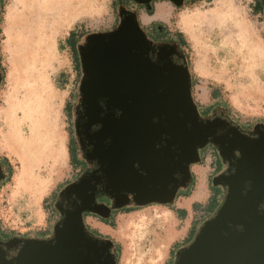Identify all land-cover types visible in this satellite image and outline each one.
<instances>
[{
  "label": "water",
  "instance_id": "obj_1",
  "mask_svg": "<svg viewBox=\"0 0 264 264\" xmlns=\"http://www.w3.org/2000/svg\"><path fill=\"white\" fill-rule=\"evenodd\" d=\"M131 1L150 11L157 0ZM117 16L111 30L77 45L74 134L87 168L60 190L49 237L0 236V264H118L114 242L94 235L84 216L107 220L128 207L173 204L209 145L227 166L211 180L225 195L173 264H264V123L245 131L227 118L203 117L179 45L153 41L122 3ZM2 78L0 69V86ZM5 179L0 163V184Z\"/></svg>",
  "mask_w": 264,
  "mask_h": 264
},
{
  "label": "rangeland",
  "instance_id": "obj_2",
  "mask_svg": "<svg viewBox=\"0 0 264 264\" xmlns=\"http://www.w3.org/2000/svg\"><path fill=\"white\" fill-rule=\"evenodd\" d=\"M71 2L75 6L72 7L69 20L64 22L55 34L57 59L47 68V84L50 89L33 91L31 88L33 85L21 79V67H18V62L15 69L13 67L15 55L8 39L11 42L14 34L12 32L7 36L8 25L12 24L14 17L19 14L21 3L19 0H0V64L3 68L0 86V131L4 127L3 109L6 108L10 97L15 96L16 100H23L29 112L28 118L22 121V132L29 136L32 129L36 131L37 143L34 149L38 158L35 160L38 165L37 172H40L42 179L48 181V186L40 197L17 188L15 179L20 172L19 164L0 144V158H6L10 165V169L4 167L6 179L0 184V228L5 232L13 231L19 236L44 238L51 235L59 217L55 203L60 190L77 179L86 168L82 161H77V166L72 162V159H81L80 150L76 149L74 134L75 105L78 100L81 71L73 48L76 45L77 51V45L83 42L86 35L105 32L115 27L118 23L119 2L118 0H71ZM258 2L261 3V9L255 12L254 5ZM124 5L128 9L139 11L141 26L150 38L154 35L152 27L147 25L149 21L161 23L171 35L177 31L183 33L186 42L182 51L187 55L189 71L193 75L192 96L203 117L219 115L225 110L227 116L245 126H253L264 120V62L255 64L252 79L251 62L246 58L245 51L239 49V42L228 43L237 32L234 22L236 20L239 27L242 24L246 26L251 39L264 44L263 0H195L187 1L180 7L157 0L152 3L150 10L152 15L146 17L147 20L144 11L137 9L134 3L124 2ZM158 7L164 8V14L167 15L164 20L156 18ZM57 13L58 8L46 11L44 20L46 27ZM215 16L222 17V23L219 19H213L211 23L200 24V21ZM71 32L75 35L72 45L67 41ZM214 93L217 96L214 97ZM209 105H212L211 108ZM207 150L212 151L214 155L211 166L213 172L209 178L212 196L208 200V190L204 196L203 193L198 194V197H204L201 200V208L194 212L189 211L183 219L177 220L166 210L171 205L174 206L178 198L171 205L128 207L137 210L115 214L114 217L117 219L118 215L121 216L113 234L91 227L94 220H100L113 229V226L109 225L113 215L103 221L94 215L85 218L87 227L94 235L114 242L118 264H125V252L129 250L134 255L130 257L131 261L129 259L131 264L135 258L142 257L141 264H147L150 251L163 242L165 245L162 246L155 264H173L175 252L180 247L188 245L203 222L216 212L225 195V189L220 186L213 187L211 180L214 176L224 173L227 166L222 164L215 148L210 145L200 152L201 156ZM209 159L211 157H207L204 164L208 163ZM189 191L190 188L180 190L178 195ZM194 216L196 219L193 225L191 221ZM129 223L139 224L136 226L134 239L129 238L131 233H120L121 226L125 227ZM142 224L143 229L138 233L137 229ZM174 240L178 241L177 244L170 246Z\"/></svg>",
  "mask_w": 264,
  "mask_h": 264
},
{
  "label": "bare ground",
  "instance_id": "obj_3",
  "mask_svg": "<svg viewBox=\"0 0 264 264\" xmlns=\"http://www.w3.org/2000/svg\"><path fill=\"white\" fill-rule=\"evenodd\" d=\"M19 2L21 3L19 8L21 11L19 10V14L14 17L12 24L9 23L7 29V36L12 32L14 34L11 42L8 39L15 55L13 67L15 69L18 62V67H21V79L31 84V86L33 85L31 87L33 91H42V88L49 90L47 68L57 59L55 34L59 31L62 24L69 20L68 17L72 7L75 5L71 0H19ZM50 8H58V13L52 18L49 26L46 27L44 25L45 13ZM213 19H219L220 23L223 21L222 17L215 16L214 18L200 21V24L204 22L211 23ZM194 21H196V18ZM234 22L237 26V32L234 38H229L228 43L235 44V42H239V49L245 51L246 58L251 62L252 73L250 76L253 79L255 64L264 62V44L258 40L251 39L249 30L246 29L245 25L242 24L239 27V23H236V20ZM26 108L28 110V106L24 104L23 100H16L15 96L10 97L6 108L3 109L4 127L0 131V144L7 148L20 163L21 170L15 179L17 188L40 197L47 188L48 181L42 179L40 172H37L38 165H36L35 160L38 158L34 149L35 143H37L36 131L32 129L29 136H25L22 132V121L28 118L29 111ZM138 225L129 223L125 227L121 226L120 233H131L129 238L134 239V232H136V226ZM143 225L137 229L138 233L143 229ZM164 245L165 242L150 251L151 254L147 258V264H155ZM132 256L134 255L131 250L125 252V264H131L130 257ZM142 261L143 257L135 258L133 264H141Z\"/></svg>",
  "mask_w": 264,
  "mask_h": 264
},
{
  "label": "crops",
  "instance_id": "obj_4",
  "mask_svg": "<svg viewBox=\"0 0 264 264\" xmlns=\"http://www.w3.org/2000/svg\"><path fill=\"white\" fill-rule=\"evenodd\" d=\"M164 15H165L164 14V8L163 7H158L157 11H156V18L158 17L157 19L164 20V18L167 16V15H165V16ZM144 17L146 19V17L149 18L150 16L147 15L146 13H144ZM161 22H163V21H161ZM152 23L153 22L149 21V23H147V25L149 24V26H151ZM213 156H214L213 152L210 151V150H207L201 156V159H202L201 163L192 166L193 181H192V184L189 186L190 191L188 193H186V194L179 195L175 205L174 206L172 205L170 208H166V210L170 213V215L172 217L176 218L177 220L183 219V217L185 215H187V213L189 211H193L194 212L196 210L195 207L201 208V205H202L201 200H202V198H204L203 196L205 195V191L206 190H208V192H209V195H208V198H209V196H210L209 178H210V176H211V174L213 172L212 169H211L212 163L214 161ZM207 157L208 158L211 157V159H209L208 163L204 164L205 163L204 161H205V159ZM12 158L14 160H16L13 155H12ZM16 161L18 162V160H16ZM18 164H19V167H21L19 162H18ZM20 170H21V168H20ZM202 193H203V196L202 197H198V194H202ZM181 212L184 213V215ZM120 216H121V214L118 215V219L113 216L112 220L109 222V225L113 226V229H111L108 225H104L100 220H94L93 221L94 225L91 226V227H92V229H96L97 228L100 231H102V229H103V230H106V233L113 234L115 232V230H116V225L120 221ZM199 217H201V216H199ZM195 219H196L195 216H194V218L192 217L191 224L194 225ZM191 224H190V228H191ZM193 225H192V227H193ZM191 229H189V231ZM177 242H178L177 240H174L171 243L170 246L176 245Z\"/></svg>",
  "mask_w": 264,
  "mask_h": 264
},
{
  "label": "trees",
  "instance_id": "obj_5",
  "mask_svg": "<svg viewBox=\"0 0 264 264\" xmlns=\"http://www.w3.org/2000/svg\"><path fill=\"white\" fill-rule=\"evenodd\" d=\"M122 2H125V3H133L131 0H121ZM136 8L137 9H139V10H142V11H144V13H146L147 15H152V11H147V9L146 8H144V7H142V6H138V5H136ZM260 9H261V3L260 2H258V3H256L255 5H254V10H255V12H259L260 11ZM139 11L137 10V13H138ZM151 27H152V33L155 35V36H158V37H161L162 35L163 36H166L167 38H174L175 40H177V42H178V44H179V46H180V48H181V50H182V47L183 46H185V39H184V35H183V33H181V32H179V31H177L174 35H171L170 33H168V30H166L165 29V27H164V25H162L161 23H152L151 24ZM163 28L164 29V33L162 34V35H159L158 33H156V31H155V29H157V28ZM74 33L73 32H71L70 34H69V36H68V39H67V41H68V43L70 44V45H72V39L74 38ZM76 45H74V48H73V50H74V55H75V58H76V62H77V65H78V67H79V58H78V53H77V51H76V47H75ZM186 58H187V55H186ZM187 65H188V67H189V63L187 62ZM0 69H1V71L3 72V68L1 67V64H0ZM189 69H190V67H189ZM191 78H192V86H193V75H191ZM215 96H217V94H215L214 93V97ZM211 106L212 105H209V107L211 108ZM228 119L232 122V123H234L235 125H237L239 128H241V129H245V128H249L251 125H248V126H245V125H242V124H240L239 123V121H237V120H234V119H232V118H230L229 117V115H228ZM261 122H263L264 123V120H262ZM208 147V146H207ZM206 149V148H205ZM73 160V159H72ZM73 163H74V165L75 166H77V164L75 163V161L73 160L72 161ZM0 163H2L3 164V166L4 167H7V168H9L10 169V165H9V161L6 159V158H0ZM210 191H212V189H210ZM178 196L179 195H177V198H178ZM211 196H212V194L209 196V198H208V200L211 198ZM176 198V199H177ZM172 206V205H171ZM196 209H197V207H195ZM205 209H207V207L205 208ZM135 210H137V209H131V208H125V209H121V210H118V211H114L113 212V214H111V216L113 215H115V214H117V213H119V212H125V213H127V212H132V211H135ZM206 211V210H205ZM204 211V212H205ZM204 212H203V214H204ZM182 213V212H181ZM183 215H184V213H182ZM88 215H85L84 216V219L87 217ZM103 221V220H102ZM191 232H193V229L191 230ZM0 235L1 236H6V237H8V236H19V235H16L13 231H3L1 228H0ZM22 237H26V236H22Z\"/></svg>",
  "mask_w": 264,
  "mask_h": 264
},
{
  "label": "flooded vegetation",
  "instance_id": "obj_6",
  "mask_svg": "<svg viewBox=\"0 0 264 264\" xmlns=\"http://www.w3.org/2000/svg\"><path fill=\"white\" fill-rule=\"evenodd\" d=\"M118 2H119V4H124V2H122L121 0H118ZM263 2H264V0H263ZM185 3V2H184ZM155 31H156V33H158L159 35H162L163 33H164V29L163 28H157V29H155ZM154 35V34H153ZM151 39L153 40V41H155V42H176L177 44H178V42H177V40H175L174 38H167L166 36H161V37H158V36H153V38L151 37ZM179 45V44H178ZM179 48H180V46H179ZM181 49V48H180ZM174 60H176V57H174ZM212 116H219V117H224V118H227L228 119V116L226 115V112H225V110H223V112H222V114H219V115H212ZM229 120V119H228ZM252 126H250L249 128H247V129H243V130H245V131H247V130H249L250 128H251ZM241 129V128H240ZM76 149L78 150L79 148L77 147V145H76ZM80 155H81V152H80ZM74 161H75V163L77 164V161H82V162H84L85 163V161L84 160H82V159H78V160H76V159H73ZM85 167L87 168V165H86V163H85ZM85 168V169H86ZM79 172L81 173V170H79ZM84 172V171H83ZM82 172V173H83ZM80 175V174H79ZM81 176V175H80ZM79 176V177H80ZM78 177V178H79ZM77 178V179H78ZM77 179H75V180H77ZM74 180V181H75ZM101 199H103L101 202H105L106 204H109V202H108V200H106L105 198H100V199H98V201L99 200H101ZM1 236V235H0ZM50 235H47V236H45L44 238H47V237H49ZM9 237H11V236H9ZM19 237H22V236H19ZM1 238H8V237H3V236H1ZM28 238H33V237H28Z\"/></svg>",
  "mask_w": 264,
  "mask_h": 264
}]
</instances>
